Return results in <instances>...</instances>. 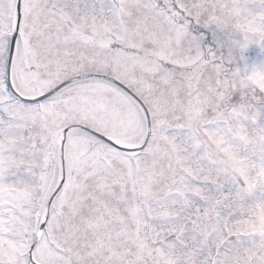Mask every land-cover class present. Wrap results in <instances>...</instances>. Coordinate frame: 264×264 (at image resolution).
Wrapping results in <instances>:
<instances>
[{
	"label": "snow or ice",
	"instance_id": "6c2138e0",
	"mask_svg": "<svg viewBox=\"0 0 264 264\" xmlns=\"http://www.w3.org/2000/svg\"><path fill=\"white\" fill-rule=\"evenodd\" d=\"M0 264H264V0H0Z\"/></svg>",
	"mask_w": 264,
	"mask_h": 264
}]
</instances>
